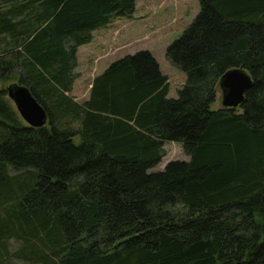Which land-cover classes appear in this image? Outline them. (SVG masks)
Listing matches in <instances>:
<instances>
[{
  "label": "trees",
  "instance_id": "16d2710c",
  "mask_svg": "<svg viewBox=\"0 0 264 264\" xmlns=\"http://www.w3.org/2000/svg\"><path fill=\"white\" fill-rule=\"evenodd\" d=\"M200 2L166 51L187 75L178 97L140 49L79 101V47L136 0H0V262L264 264V0ZM236 66L253 78L241 110L214 109ZM7 83L30 88L45 125L13 110ZM170 141L190 159L149 172Z\"/></svg>",
  "mask_w": 264,
  "mask_h": 264
},
{
  "label": "rangeland",
  "instance_id": "374dc122",
  "mask_svg": "<svg viewBox=\"0 0 264 264\" xmlns=\"http://www.w3.org/2000/svg\"><path fill=\"white\" fill-rule=\"evenodd\" d=\"M143 2L147 0H137V2ZM158 3V1H157ZM138 9V7H137ZM143 15V16H141ZM149 13L135 12L134 16H121L122 20H116L112 22L110 31H113L112 37L107 43L95 46L94 48H82L80 50V64L78 65L77 71L81 73L73 85V89L70 95L75 97L76 100L82 101L88 98L90 89L92 86L93 77L98 73L100 67L104 66L111 60H117L121 58L124 53L136 52L140 49H149L153 55L161 62L162 70L167 72L171 76L170 81V95L169 97H178L179 90L184 86L187 75L178 66L173 64L166 56L168 46L176 39H178L183 33L184 29L190 24L191 21H179L172 20L169 16L172 13H167L166 18H170L166 21V26L163 28H156L151 30L152 22L147 19L150 24H144L141 27L135 24L138 18L147 17ZM171 17H174L171 16ZM145 19V18H144ZM145 27V28H144ZM120 30V32H116ZM109 32V31H108ZM118 35V37H116ZM123 37V43L120 44L119 38ZM96 42V40H95ZM94 42V43H95ZM98 47V48H96ZM98 53V54H97ZM84 76V78H83ZM8 85V83H7ZM0 88H6L3 86L2 81L0 82ZM10 104L13 106V110L19 114V111L10 99ZM223 106L222 104V93L221 90L218 92L216 101L213 103V108L218 109ZM238 110H241L238 108ZM20 115V114H19ZM167 155L164 159L155 167L150 168L149 172L163 170L165 165L170 160L180 159L189 160L190 157L184 152L181 143L178 142H167L166 143ZM13 170L12 172H14ZM10 251L16 250L21 246V241L18 239H12L9 241ZM0 264H41L32 263L25 259L11 257L5 259Z\"/></svg>",
  "mask_w": 264,
  "mask_h": 264
},
{
  "label": "water",
  "instance_id": "95a60500",
  "mask_svg": "<svg viewBox=\"0 0 264 264\" xmlns=\"http://www.w3.org/2000/svg\"><path fill=\"white\" fill-rule=\"evenodd\" d=\"M251 74L242 66L231 67L220 78L219 88L225 108L236 109L242 105L246 91L252 86ZM8 97L16 105L23 120L33 127H41L48 122V112L25 84L14 83L7 86Z\"/></svg>",
  "mask_w": 264,
  "mask_h": 264
},
{
  "label": "crops",
  "instance_id": "0c3cea01",
  "mask_svg": "<svg viewBox=\"0 0 264 264\" xmlns=\"http://www.w3.org/2000/svg\"><path fill=\"white\" fill-rule=\"evenodd\" d=\"M157 1H158V3H157ZM137 7H138V9H137ZM139 10L143 14L148 12L149 15L147 17L138 18L137 21L135 22V24L138 25L139 27H141L144 24L146 25L147 23L150 24V22L146 21L147 19H149L152 22L151 30H154L156 28L165 27L166 21L170 18H172V20H175L176 22L191 21L200 12L201 2H200V0H147V1H143V2L142 1L137 2V0H136L135 12H137V11L139 12ZM168 12L172 13L171 16L174 15V17L169 16L170 18L169 17L166 18L165 16ZM133 16H134V14H133ZM141 16H143V15H141ZM116 20H122L121 16L114 18L109 24L94 30L93 31V40L90 43L82 45L79 47L78 52H77L78 65L81 62L80 50L82 48H88V50H89L88 46H90V48H94L95 46L102 45L103 43H107L110 40V38L112 37L113 31H114V30L110 31V29H111L110 27H112L111 26L112 22L116 21ZM116 32H120V30H117ZM116 37H118V35H116ZM95 40H96V42H95ZM119 42H120V44H124L123 43V37L119 38ZM96 48H98V47H96ZM132 53H134V52H132ZM126 54H129V53L128 52L124 53L121 57L125 56ZM114 61L115 60H111L110 62H108L104 66L100 67L97 74H100L101 72H103ZM158 62L160 64V68L162 70L161 62L159 60H158ZM78 65L75 68V72L77 73V78L80 77V75H81V73H79L77 71ZM162 72L167 74L169 76V80L171 81L170 74H168L167 72H164L163 70H162ZM83 78H84V76H83ZM93 79H94V77H93ZM172 142H174V141H172ZM166 143H165V148H166ZM178 144H179V142H178Z\"/></svg>",
  "mask_w": 264,
  "mask_h": 264
}]
</instances>
